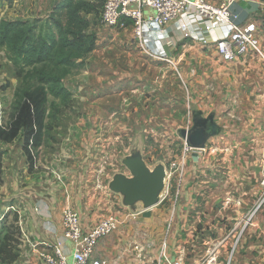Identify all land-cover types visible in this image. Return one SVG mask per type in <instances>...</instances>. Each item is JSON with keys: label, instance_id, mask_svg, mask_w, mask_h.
I'll list each match as a JSON object with an SVG mask.
<instances>
[{"label": "crops", "instance_id": "0c3cea01", "mask_svg": "<svg viewBox=\"0 0 264 264\" xmlns=\"http://www.w3.org/2000/svg\"><path fill=\"white\" fill-rule=\"evenodd\" d=\"M61 1L0 0V4L6 5L1 12V20L26 22L44 18L50 15L54 6ZM211 1L221 3L230 0ZM9 2L11 7H8ZM230 4L236 17L233 22L254 23L264 48V0L251 2L234 0L230 1ZM145 13L152 12L146 9ZM194 20L195 18L191 20L190 30L195 29L197 34L200 31V36L204 35L210 40L222 37L223 29L206 35L202 32L203 21L199 18ZM100 27L103 26L98 23L97 46L87 58L85 69L67 80L74 87L72 90L75 91L77 98L88 102L84 120L80 115L68 114L75 121L76 129L70 130L74 136L67 146L75 150L74 154L77 157L60 156L63 140L60 146L54 145L52 148L55 152L54 157H59L64 165L66 163L71 165V170L77 178L80 175L77 171H84L83 166L91 164L90 150L98 146V143L101 146H98L99 148H108L116 143L111 141L108 135L111 124H115L110 121L111 115L106 109L108 107L122 109L126 113L128 106L133 102L135 107L141 106L150 117V122L158 123L156 129H151L150 132L160 133L157 142L162 148L171 144L168 132L173 130L176 121L184 120L183 129L188 128L189 124L190 128L192 127L191 111L195 107L193 102L204 101L212 89L216 91L214 92L216 97L223 87V85L221 87L223 80L229 81L231 85L241 84L246 91L254 94L256 101H261L264 105V63L255 56L225 64L211 48L184 39L181 22H174L164 28V31H157V34L146 35L142 41L135 37L129 20L123 29L100 30L98 29ZM143 47L150 48L156 54L160 51L166 52L174 66L144 56L140 50ZM176 71L180 73L181 78ZM2 85H6V90H0L2 95L0 98L11 103L13 100L11 94L17 85V79L5 51L0 49V87ZM245 95L248 93L245 92ZM187 102L189 105L185 108ZM200 109L204 115H209L203 108ZM129 114H132V111ZM261 115L264 117V107L259 110L257 117L254 118L255 114L250 115L254 120L233 123L235 125L225 133L222 132L224 136L222 134L218 136L216 143L220 149L217 148L204 156L196 153L193 155L188 163L189 170L190 167L196 170L199 164L203 165V170L198 176L194 175L195 171L188 174L185 172L183 181L185 186L182 185L184 188L181 189L183 204L171 208L170 216L161 217L160 213L163 212L152 210L153 208L133 214L120 206L117 215L128 223L100 241L92 262L192 264L190 259H195V264L228 262L229 253H226V250L232 242L234 246L236 245L241 213L243 214L244 208L250 205L261 191L260 182L264 176V120L261 119ZM133 116L135 119L140 118L143 117V113L135 110ZM99 118H106V122L100 119L99 123ZM92 121H96L97 124ZM143 121L140 120L141 125ZM95 129H100L106 134V138L99 142L97 140V144L92 140ZM59 135L61 140L62 132ZM79 136L82 137V141ZM145 138L143 136V141ZM180 144L183 148L184 141L181 140ZM8 146L12 151L9 154L10 158H4L3 162L4 174L7 176L5 183L0 186V203L7 202L8 204L2 203V206L17 212L20 216L23 236L19 259L15 264H45L38 257L34 247L39 250L52 248L63 237L62 211L71 205L72 195L63 192L62 180H57L56 184L51 186L50 182L41 183L33 179L22 148L17 149L11 144ZM208 148L207 145L205 152ZM79 153L86 157H81L75 162ZM205 170L213 173H205ZM59 172H53L56 173L57 179L65 177V174ZM84 175L86 177L85 173ZM80 216L82 226L86 230L92 229L105 217L99 214ZM260 218L247 228L240 238L235 250L232 251L231 264H264V220ZM157 221H163L162 225H156ZM143 232L149 239L145 245L150 247L163 242L158 255H147L143 252L144 245L137 242ZM211 233L215 235L214 238ZM217 245H220L219 248ZM65 248V251H71L72 243L65 242ZM223 254H226L225 257Z\"/></svg>", "mask_w": 264, "mask_h": 264}, {"label": "rangeland", "instance_id": "374dc122", "mask_svg": "<svg viewBox=\"0 0 264 264\" xmlns=\"http://www.w3.org/2000/svg\"><path fill=\"white\" fill-rule=\"evenodd\" d=\"M8 5H7L8 7H11L10 2L8 3ZM4 6L6 5L4 4ZM4 6L3 4H0V20L2 18L1 12L4 11V8H3ZM149 10L152 13H149V14L145 13L146 16H151L150 14L152 15L154 14V12L151 9ZM98 23H99V20H98ZM97 26L98 24L92 27V31L95 32L96 35H97V32H96ZM98 29L100 30H109V29L111 30L112 29L113 30V28H109V27H100ZM140 50L144 56H147L149 58V55L145 53L142 50V48H140ZM154 61L163 63L157 59ZM14 76L17 79V85L15 86L13 94H11V97H13L12 102L7 103L6 99L2 100L1 99L2 95L0 94V97H1L0 101L2 100V102H0V128H6L11 119L10 117V114L12 112L11 105L15 101L14 93H15L17 86L19 85V79L15 75V70H14ZM177 79L178 81H180L178 77ZM67 80L68 78L64 81V86L72 93V97L67 104H64L60 100H54L50 97L48 98L42 97L43 104L41 105V110L38 115L39 118L37 121V135L35 136V138L33 139L29 147L33 161L32 162L28 161V158H26V161L28 162V167H29L28 170L31 172L33 179L41 183L50 182L51 186L56 184L57 180H62L61 182L63 186L62 187L63 192H68L70 193V195H72L71 205H69V208H72L73 210L77 211L79 214H90L92 216L95 214H99V215H105L106 217V215L109 212V214L116 215L118 214L117 211H119L120 209L121 201L118 195L111 193L108 190V183L111 177L115 173L122 172V171L127 172L126 169L122 166L121 160L125 155L129 154L130 148L132 144L134 143L136 136L138 134H141L144 158L150 167H153L155 165L154 163H158V162H163L164 164H167L168 166H170L181 155L182 145L180 144V142L182 139L179 136V131L183 129L182 127L185 125L183 124L184 120L176 121L177 123H175V127H178L179 129L176 130V128L174 127L172 131L168 132L171 136V138H169V143L171 142V144H169L167 147L165 146L161 148V146H159V143L157 142V138L160 136V133L156 134V133L150 132L151 129H156L155 127L158 126L157 125L158 123L150 122V117L144 112L141 106L135 107V103L133 102L131 105L128 106L126 113H125V110L123 111L122 109H117L114 107L106 108L111 115L110 121L112 123H115V124H111L110 129H108V130H111L110 132H108V135L109 137H111L110 140L116 143L114 145L108 146V148H105V147L99 148L98 146H100V144L98 143V146H95L94 149L90 150V158L92 159L91 164L87 166H83L84 171H80V172L77 171V173L80 174L78 175V178H77V175L75 174L76 175L75 176L73 174L74 171L71 170V165H69L68 163H66V165L62 164V162L59 160V157H54L55 152L52 149L54 145L55 146L57 145V147L58 145L60 146L62 143L61 141L63 140L64 145L62 149H60L62 152L61 154L59 153L60 156L65 155V156L72 157V158L77 157V155L74 154L75 150L67 146V143H69L73 139L72 136H74V134L70 132V130L76 129L75 121H73L68 116V114H71L73 116L80 115L82 116L81 119L84 120L85 110H88V102L77 98L75 91L72 90V88L74 87H72V84L68 83ZM2 84H5V83H2ZM180 84H182L181 81H180ZM241 86H242L241 84H237V83L236 84L233 83L231 85L229 81L226 82L223 80L221 82L222 89L216 95V97H214V92L216 93V91L212 89L211 93H209V96L206 97L204 101L195 100L193 102L194 104L193 106H195L199 110H201L200 108H203L206 114L215 113L216 121L218 124H220V126L223 128V132L225 133V131H227L232 125H235L233 123H246L251 119L254 120V118L257 117V113L259 112V110L263 109L264 107L261 101L259 102L256 101V97L254 96V94H252L248 90L246 91L244 87H241ZM3 89L6 90V85H2L0 87V90H3ZM245 92L248 93V95H245ZM186 104L187 105H185V108H187L189 105L188 102ZM134 108L135 110L141 111L143 113V117L135 119V116H133V112L135 111ZM131 111H132V114H129ZM248 113H250V115L255 114L254 118H251L250 115L248 116ZM261 117H262L261 119L264 120V117L262 115ZM100 119L104 121L106 120V118L104 119L99 118V123H100ZM140 120H144L142 122V125L140 124ZM92 122H95L97 124L96 121H92ZM80 128L82 129L85 127H80ZM61 132H62V138L61 140H59L60 139L59 133ZM84 133L87 134V131H85ZM224 133L222 134V136H224ZM143 136L146 137L144 141H143ZM78 138L80 139V141L83 140L82 137L80 136ZM86 138L88 139V136H86ZM103 138L104 139L106 138V134L104 132H101L100 129L98 130L95 129L92 140H94L97 144V140L99 142ZM116 138L118 139L116 140ZM217 138L218 137L212 138L208 142L209 148L206 152L202 150H193L191 153H189L188 158H187V165L185 168L187 174L194 172V171L196 172V174L194 173V175L196 176L201 174L203 170L202 168L203 165L201 164H199V166L197 165L196 170L190 167V170H189V166H188L189 160L193 158V155L195 153L198 155L202 154V156H204L206 154L213 152L217 148L220 149V147L216 144L218 143ZM257 142L262 143L261 141H257ZM8 144L13 145V147L17 149H19V147H21L22 150L24 149L23 140H20V139H17L14 142L8 143ZM8 144L0 141V146L2 145L0 150L4 152V158H10L9 154L12 151V149L8 146ZM84 156L86 157V155L84 154L81 155L79 153L78 158L76 159L75 162H78V159ZM4 158H3V162H4ZM4 167L5 165H3V168H2L3 183L0 186H2L6 181L5 179L7 175L4 174L5 173ZM187 167H188V170H187ZM53 172H59V173L65 174V177H62V179L61 178L57 179V177H55L56 173H53ZM204 172L210 173V174L213 173V171H210V170H208V172L207 170H205ZM84 173L86 174V177ZM176 175L177 174H174V177H173L174 179L171 181V188H170V191L166 199L160 205L152 209L155 211L163 212V214L160 213L161 217L162 215L164 217L170 216L171 208L178 207L179 205L183 204V200L181 196V189L183 187L182 185H184L183 184L184 182L182 183L181 188H180V185H179L180 181L178 178L176 179ZM185 175L183 178H185ZM74 176L77 179L74 178ZM262 180H264V176ZM261 190H262V187H261ZM178 192H179V195L177 196ZM256 200H257V197L253 199L250 205L244 208L243 214L241 213V217L239 219V222H241L239 226L240 232L244 224L242 221L244 217L246 216L248 210H250L251 205ZM2 203L6 204L7 202L1 201L0 203V222L6 216L9 217L8 220L10 221L11 220L10 215L14 211L11 209L7 210L6 209L7 207L5 208V206H2ZM259 217H261L260 218L261 220H264V207L257 214L255 221L258 220ZM161 222L163 221H157L156 225H162ZM127 223L128 222L122 224L120 226V229ZM166 228L167 226H165L164 228L165 234H166ZM120 229H118L117 231H119ZM144 233L145 232H143L141 239L140 240L138 239L137 241L140 244L144 245L143 252L146 253L147 255H158L160 253V249L163 247V242H161V244L152 245L149 247L148 245H145L149 239L144 236ZM212 236L213 238L215 237V235L213 234ZM219 246L220 245H217L218 248ZM233 248L235 249L234 242H232L227 247V250H226V253H229L228 254L229 259L231 258L230 256H231L232 251L234 250ZM19 251H20V248H19ZM180 251L182 252V250ZM225 255L223 254L222 256L225 257ZM191 257H189V259ZM190 260L192 264H195L194 262L195 259H190ZM161 264H165V263L161 262ZM225 264H227V262H225Z\"/></svg>", "mask_w": 264, "mask_h": 264}, {"label": "trees", "instance_id": "16d2710c", "mask_svg": "<svg viewBox=\"0 0 264 264\" xmlns=\"http://www.w3.org/2000/svg\"><path fill=\"white\" fill-rule=\"evenodd\" d=\"M104 0H62L51 14L32 21L0 20V49L12 64L19 85L14 93L12 112L0 141L23 140L24 153L33 161L29 147L37 135L38 115L43 98L67 104L72 93L64 81L86 67L96 49L98 24ZM4 152L0 150V185ZM0 222V264H15L22 244L20 216L13 212Z\"/></svg>", "mask_w": 264, "mask_h": 264}, {"label": "built area", "instance_id": "2783aa9c", "mask_svg": "<svg viewBox=\"0 0 264 264\" xmlns=\"http://www.w3.org/2000/svg\"><path fill=\"white\" fill-rule=\"evenodd\" d=\"M230 1L214 3L211 0H104L99 23L103 27L123 29L129 20L132 23L135 37L139 41H142L146 35L151 33L157 34V31H164V28L170 24L181 22L184 39L196 41L202 46L211 48L215 51L216 56L225 64L240 61L248 56H255L264 63V48L257 35L256 25L254 23H234L233 19L236 17L232 13ZM238 1L251 2L262 0ZM146 9H151L154 14L146 16ZM193 18L195 20L199 18L203 21L202 32L206 35L212 34L217 29H223L222 37L218 40H210L204 37V35L200 36V31L198 32L197 30L198 35L195 29L193 31L190 30ZM142 50L155 60L157 59L173 65L166 52L160 51L156 54L147 47H143ZM178 76L181 78L180 73H178ZM185 129H190V124ZM205 150L203 149L202 151ZM192 151L184 143L180 157L170 166L165 164L167 191L163 201L170 191L174 174H177L176 179H179L181 188L186 172L187 158ZM260 185L262 190L242 221L244 224L241 232L239 228L235 246H237L246 229L253 224L259 211L264 207V180L261 181ZM61 221L63 237L58 240L54 247L44 250H39L36 246L34 247L38 257L45 264H107V261L92 262L95 249L101 240L116 232L122 224L126 223V220L120 219L117 214H108L92 229L86 230L82 226L80 214L72 208H65L62 211ZM240 224L241 222L239 226ZM65 242L72 243L71 251H65ZM230 257L227 264H231L233 252ZM170 264L183 263L170 262Z\"/></svg>", "mask_w": 264, "mask_h": 264}, {"label": "water", "instance_id": "95a60500", "mask_svg": "<svg viewBox=\"0 0 264 264\" xmlns=\"http://www.w3.org/2000/svg\"><path fill=\"white\" fill-rule=\"evenodd\" d=\"M223 128L216 121V114L205 116L201 110L192 109V127L181 129L180 138L191 150L206 149L212 138L220 136ZM127 172L115 173L108 183V190L120 197L121 206L133 214L160 205L167 191L166 165L163 162L150 167L144 158L141 134L136 136L129 154L121 160Z\"/></svg>", "mask_w": 264, "mask_h": 264}]
</instances>
